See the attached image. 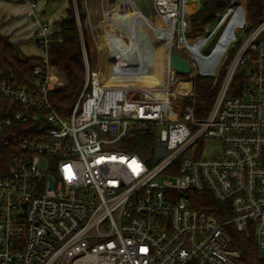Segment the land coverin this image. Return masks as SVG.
Instances as JSON below:
<instances>
[{"label": "built area", "instance_id": "1", "mask_svg": "<svg viewBox=\"0 0 264 264\" xmlns=\"http://www.w3.org/2000/svg\"><path fill=\"white\" fill-rule=\"evenodd\" d=\"M120 1L102 0L106 18ZM186 1L153 0L167 35L162 82L127 66L118 74L128 82H105L108 69L86 56L83 88L63 115L51 100L64 82L50 60L55 28L39 0H20L41 55L34 87L0 71V264H243L232 229L254 236L264 261V19L248 31L245 13L240 30L224 12L193 32ZM174 47L188 76L171 65ZM198 77L220 80L202 118ZM144 128L155 131L151 154L119 148ZM200 192L230 215L196 205Z\"/></svg>", "mask_w": 264, "mask_h": 264}, {"label": "trees", "instance_id": "2", "mask_svg": "<svg viewBox=\"0 0 264 264\" xmlns=\"http://www.w3.org/2000/svg\"><path fill=\"white\" fill-rule=\"evenodd\" d=\"M77 1L86 50L89 61L94 64L98 51L84 24L86 10L82 7V0ZM232 1L204 0L203 8L191 16L192 31L205 30L210 23L214 22L220 14H223L230 7ZM239 6L240 3L235 2L229 8L227 16L234 15L235 17ZM245 13L248 14L246 23L247 30L250 31L264 19V0H245ZM53 26L55 32L50 50V60L55 71L62 76L64 82L51 92V100L60 113L69 115L79 98L86 77L81 27L71 0H68L65 15L58 20V25ZM19 44V41H12L10 35L0 30V71H13L15 81L21 85L34 87L36 82L34 68L40 64V56L22 57ZM219 82L220 80L215 84L214 79L209 77L196 79L195 107L198 118L204 117L209 112L217 95ZM237 82H240L239 77L235 80V83ZM184 101L185 104L192 103L187 97ZM154 132L152 128L140 129L134 135L125 138L119 148L140 155H149L153 151ZM193 196L196 197L195 204L208 213L221 218L230 215L227 207H222L223 205L215 200L209 192L193 193ZM222 209L226 212H223L225 214H222ZM231 235L233 246L242 250L243 264H264L254 236H247L245 233L233 229Z\"/></svg>", "mask_w": 264, "mask_h": 264}, {"label": "rangeland", "instance_id": "3", "mask_svg": "<svg viewBox=\"0 0 264 264\" xmlns=\"http://www.w3.org/2000/svg\"><path fill=\"white\" fill-rule=\"evenodd\" d=\"M71 1L75 8L76 16L78 18V22L81 27L82 44H83V49H84V61H85L86 56L88 57V53L86 50V45H85L84 36L82 32V25L80 24L81 21H80L79 9H78V1L77 0H71ZM13 2L19 3L20 1L18 0V1H13ZM39 2L42 8V11H43V17L46 20H48L52 25H58V20L62 16H64L66 13V9L68 7V0H39ZM135 2L139 6V8L144 12V16L147 18V20L149 19L148 20L149 25H147V29H146V31L148 32V43L151 46L152 50H154L158 55L159 61L161 63L160 74L162 75V78L164 80V77L167 72V67H168V59H167L168 50L165 48V46H160V43L156 41V38H155L154 32H155L157 25L160 23V21L155 17V13L153 11V0H135ZM235 2L240 3L239 8H237L238 9L236 13L237 15H235V17L234 15H230L228 17L233 22V27L235 28L238 27L241 30L242 29L241 24L245 23L244 18H243V21L241 19L243 15H245V0H233L230 7H232V5ZM81 3H82V7L86 10L84 24L87 28V32L91 34L95 47L97 48V51H98V56H97V59L94 60V64L90 62L91 67L92 68L102 67V69L104 70L105 68H107V61H108L109 52H108L107 46L112 47V48L114 47L111 42L112 40L118 39L120 42L126 43L127 46L132 45L133 42L134 43L138 42L139 38L135 37L132 39L130 36V32L128 31L131 30L134 33L139 34V32L141 31L140 19L142 18V14L141 12L137 11V9H133L132 10L133 16L123 17V23H126L128 25V31H127L123 26H121V24H118L117 22L116 23L111 22L109 17L107 18L105 17L104 12L102 11V0H82ZM19 4L18 6H14L15 10H13L12 8L11 9L3 8V6H0V8L2 9L1 11L3 12V13L0 12L1 13L0 16L7 14V13H8L7 15L12 16L14 15L13 13H15V16L21 21L20 26H22L23 24L25 25V23L30 25L29 21L26 18L25 11H23V7L25 5L23 3H19ZM113 8H114V5H111L110 10H112ZM229 8L225 11L226 16L228 14ZM114 12L115 10L110 12L111 13L110 17L114 16ZM196 12H198L197 6L195 10L190 12V17H189L190 20H191V16ZM116 14L118 15V18H121V16L119 15V11ZM1 22H4V21L0 20V26L3 25ZM191 24H192V21H191ZM19 46L22 51V57H26L30 55H35V56L41 55V51L37 45V42L35 41V37H32V38L30 37V38L20 41ZM127 46L124 47V53L129 58H132V54H134V52L131 51V49ZM145 54L148 55V52L146 50H145ZM124 61L125 63L127 62V60H124ZM127 65L130 66V63ZM177 75L178 76H188V74H183V73H177ZM184 99L185 97L183 98V100ZM181 100L182 99H179V102Z\"/></svg>", "mask_w": 264, "mask_h": 264}, {"label": "bare ground", "instance_id": "4", "mask_svg": "<svg viewBox=\"0 0 264 264\" xmlns=\"http://www.w3.org/2000/svg\"><path fill=\"white\" fill-rule=\"evenodd\" d=\"M119 5L120 6L118 7V9L114 12V16L109 17L110 21L121 24V26H123L128 31V25L126 23H123V17L133 16L132 10L135 9L133 0H121ZM196 6H197L196 0H191V1L187 0L185 3V7L188 12H192L193 10H195ZM122 7H125V9L127 10L126 14H123L120 12L119 8H122ZM118 11H119V15L121 16V18H118V15L116 14ZM140 24H141V31L139 32V34L134 33L131 30L128 31L130 32V36L132 39L135 37L139 38L137 43L133 42L132 45L127 46L126 43L120 42L118 39L116 40L114 39L111 41L114 47L112 48V47L107 46L108 52H109L108 61H107L108 71H107V78H104L105 82L106 80L107 82H116V83L128 82L129 81V78H127L128 76L118 74V69L121 67L124 68L125 66H127L126 68H128V71L126 73H129V74L130 73L135 74L141 71L140 77H142V80L144 83L157 84L163 81L162 75L160 74L161 63L159 61L158 55L154 50H152L151 46L148 43V32L146 31V29L149 23H148L147 18L143 14H142V18L140 19ZM158 28H161L160 25L156 27L155 32H154L156 41L160 43V46H165L166 48L167 35L165 32H159ZM125 46L129 47L131 51L134 52V54H132V58H129L128 56L125 55L124 53ZM145 50L148 52V55L145 54ZM124 60H127V62L125 63ZM129 63H130V66L127 65ZM137 63H139V65L144 63L146 64V67L144 69L143 67L139 69L137 67L132 66V65H136ZM115 68L117 72L116 80L112 79L110 76V70L115 69ZM120 76H123L124 78H119L120 80H118V77ZM176 86L180 90L181 89L187 90L190 88L191 83L189 79H178L176 81Z\"/></svg>", "mask_w": 264, "mask_h": 264}, {"label": "crops", "instance_id": "5", "mask_svg": "<svg viewBox=\"0 0 264 264\" xmlns=\"http://www.w3.org/2000/svg\"><path fill=\"white\" fill-rule=\"evenodd\" d=\"M0 2H1L0 6H3V8H9V9L12 8L13 10H15L14 6H18V4L21 3V2L18 3V2L6 1V0H0ZM24 8L25 6L23 7V11H25L26 13V8L25 9ZM1 10L2 9L0 8V12L3 13ZM7 14L0 16V20L4 21V22H1L3 24L0 27L1 32L11 35L13 41H16V42L17 41L20 42L27 38L34 37V28L31 24L30 26L29 24L25 23V25L23 24L22 26H20L21 21L15 16V13H13L14 15L12 16H9Z\"/></svg>", "mask_w": 264, "mask_h": 264}, {"label": "water", "instance_id": "6", "mask_svg": "<svg viewBox=\"0 0 264 264\" xmlns=\"http://www.w3.org/2000/svg\"><path fill=\"white\" fill-rule=\"evenodd\" d=\"M197 1L199 2V8L202 9L204 0ZM171 65L176 72L183 74H189L192 69L190 62L186 58H184L175 47L171 49ZM54 186L55 182L52 180V187Z\"/></svg>", "mask_w": 264, "mask_h": 264}]
</instances>
